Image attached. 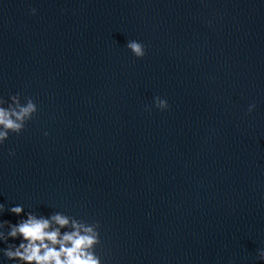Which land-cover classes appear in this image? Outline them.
I'll use <instances>...</instances> for the list:
<instances>
[{
    "label": "water",
    "instance_id": "1",
    "mask_svg": "<svg viewBox=\"0 0 264 264\" xmlns=\"http://www.w3.org/2000/svg\"><path fill=\"white\" fill-rule=\"evenodd\" d=\"M15 93L38 111L0 145V219L97 222L103 264H264V0H0Z\"/></svg>",
    "mask_w": 264,
    "mask_h": 264
},
{
    "label": "clouds",
    "instance_id": "2",
    "mask_svg": "<svg viewBox=\"0 0 264 264\" xmlns=\"http://www.w3.org/2000/svg\"><path fill=\"white\" fill-rule=\"evenodd\" d=\"M31 8L30 13L36 14ZM125 47L136 58L145 56V45L136 39H128ZM152 107L167 110L168 102L161 96H154ZM146 108L149 106L146 105ZM256 105L249 103L247 113H252ZM150 110V108H149ZM38 111L36 102L31 97L10 94L5 100L0 96V145L8 140L10 133L20 134ZM44 135H48L47 132ZM9 151V156L14 155ZM5 204L0 203V215ZM10 214L18 217L16 223L0 219V264H103L97 254L100 244L99 224L78 219L61 211H51L47 215L38 211H25L22 204L8 208ZM9 239L19 241L8 243ZM257 261H264V247L256 249Z\"/></svg>",
    "mask_w": 264,
    "mask_h": 264
}]
</instances>
